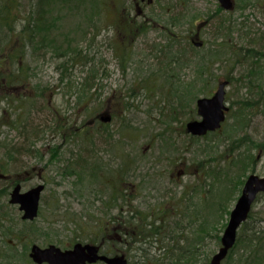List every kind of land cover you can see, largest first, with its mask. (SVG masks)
<instances>
[{"label": "rangeland", "instance_id": "1", "mask_svg": "<svg viewBox=\"0 0 264 264\" xmlns=\"http://www.w3.org/2000/svg\"><path fill=\"white\" fill-rule=\"evenodd\" d=\"M39 1L4 0L0 6V264H33V245L65 250L89 242L98 222L107 219L99 209L109 189L103 164L114 163L115 189L122 176L124 188L136 185L152 196L158 182L153 176L151 186L137 169L123 176L117 168L124 158L130 167L139 158L158 161L162 151L175 159L168 177L187 163L188 174L171 185L176 196L193 186L195 192L191 200L188 193L184 201L179 197L183 209L176 224H166L174 233V243H162L166 256L165 249L159 255L155 239L150 245L143 240L148 260L139 264L175 263L179 247L195 236L202 238L197 264L209 262L242 182L250 174L264 177V154L255 161L264 152V0H233L231 11L216 0H68L70 9L53 0L40 24L30 20L38 16ZM8 9L14 15L5 20ZM145 23L150 26L142 29ZM30 31L36 32L31 39ZM191 36L204 46L193 49ZM202 67L211 79L207 84L200 79ZM94 75L89 98H78L82 82ZM220 81L229 82L221 129L206 138L187 135L186 124L199 119L197 101L210 97ZM107 109L111 121L102 124L99 116ZM55 118L71 128L60 132ZM23 147L26 154L19 153ZM95 157L103 164L93 163ZM145 169L156 174V166ZM17 184L22 192L45 187L31 222L9 203ZM130 200L140 213L155 203ZM120 207L114 205L113 215ZM115 241L111 252H128ZM125 256L129 264L138 262L133 252ZM221 264H264V194Z\"/></svg>", "mask_w": 264, "mask_h": 264}, {"label": "flooded vegetation", "instance_id": "2", "mask_svg": "<svg viewBox=\"0 0 264 264\" xmlns=\"http://www.w3.org/2000/svg\"><path fill=\"white\" fill-rule=\"evenodd\" d=\"M142 2H146L148 3V5H151L153 3L152 0H141ZM218 2V4L220 5V7L224 10V11H231L234 8V1L230 0L232 3V7L229 10H226L225 8H223L221 6V4L219 3L218 0H216ZM191 47L193 49L196 48H202L204 45L202 43L196 42V38L191 36V39L189 40ZM208 72V71H207ZM207 75V73H206ZM204 83L207 84L211 81V79L205 77L203 79ZM208 81V82H207ZM221 82V81H220ZM228 82V81H227ZM229 85V82H228ZM259 85V84H257ZM263 112H261L262 114ZM102 115V114H101ZM106 116H99V120L102 124H108L111 121V117L109 114V110L107 109V111L105 112ZM263 115V114H262ZM110 118V120L108 122H103L102 119L104 118ZM98 118V117H97ZM98 122V120L96 121H92V130L91 133H95L96 131V127L94 126V123ZM81 127L79 128V130L82 128H85V125H83V121L81 123ZM91 126V127H92ZM98 129V128H97ZM212 133H209L205 136H202L200 138H206L207 136H209ZM190 135V134H187ZM191 136V135H190ZM193 137V136H192ZM191 137V138H192ZM194 138V137H193ZM198 138V137H197ZM87 141V140H86ZM255 148H257V146H255ZM256 150V149H255ZM108 151V150H107ZM109 152V151H108ZM110 155H114L113 152H109ZM164 152H160L161 156L160 159L158 161H150V162H144L140 163L139 160H142V158L137 159V161L133 166H129L128 163H130V159L129 161H126V158L122 159V161H119V168L118 171L123 175V176H127V172L128 170H130V173L132 171V173H136L137 171L139 172V174H137V176H143V180H148L147 185H152V179H148L151 178L153 176V179H156L157 184L154 182V185L157 186V190L156 187L154 189H152V196L147 195L145 197L144 192L141 189H136V185H131L133 187L132 190L130 189H126L124 188V183L125 181L122 179L123 177L120 176L119 178V185L117 184V189H115L114 187V164L113 161H111V165L110 162H108V165H104L103 163L100 162L99 159H97L96 157L94 158L93 163H101L103 164V166L106 168V171L103 173V176H107L106 177V186H108V196H107V200L105 202H103L101 204V210L105 211V213L103 214L104 216H107V219L101 222H98V227L96 228V231L92 233V238L89 242H85V243H81V242H77L75 243L71 249H65L62 251H66V250H72L73 247L76 244H81L82 246L84 245H89V246H93L96 249V253L99 256H106L108 258H112V257H122L124 258L128 264H129V257L125 256V254L128 255L129 251L133 252V256H134V260H140L143 258V255H145L147 252L144 249H135L133 250V243H135V241L138 242H142V240H146L147 238H149L151 236V233L147 232L145 233V229L149 228V229H153V228H157V229H162L164 230L165 226L167 227L168 225H166L169 220H170V224L175 225L176 224V220L178 219V215H179V197L176 196V193L174 191V189L177 187L178 183H180L181 179L183 176L187 175V167L186 164L183 161L178 159V161H180V169H177L176 174L172 175L171 177H168V172H170L174 166V164H172V162L175 160L173 155H171L170 157H166L164 154ZM204 155H206L205 153H203ZM264 152L263 150H259L257 153V156L255 158V161L260 159L263 155ZM163 155V156H162ZM113 160V159H112ZM168 162H164L167 161ZM190 161H193V159L191 158ZM202 161H211V158L203 159ZM132 164V165H133ZM178 164V163H176ZM153 165L156 166L157 170H155L156 174H152L150 173V171H154V170H146L145 167ZM108 166V168H107ZM158 166V167H157ZM144 170V173H141V170ZM137 169V171H136ZM150 169H152V166L150 167ZM129 175V172H128ZM100 175L98 174V177ZM133 176H131L132 178ZM167 177V180H166ZM173 177V178H172ZM151 181V183H150ZM176 181V182H175ZM171 185H175L176 187H173ZM44 186V185H43ZM197 187V186H196ZM242 187V184H241ZM119 188V189H118ZM45 189V187H44ZM43 189V191H44ZM185 190H194V186L191 187L190 189H183V192ZM242 191V189H241ZM153 192H155L156 196H153ZM131 198H134V200L136 198H141L140 201H142V204H146L147 201H145V199H147L148 201H153L155 200V203L152 204L151 206L148 207L147 212H141L139 210H137L136 206L131 207ZM197 200H200L199 197H197ZM121 203L122 207L119 208L118 212L116 215H113V210H114V205ZM135 203H137V201H134ZM39 212V209H38ZM31 222V221H30ZM198 221H196L197 223ZM160 227V228H159ZM116 230H119L118 233L120 232V235L122 236L119 237L118 233H115ZM148 235L147 238L144 239L145 236ZM168 232H162L158 235H160L159 237H157L162 243H164L165 241L168 240ZM157 236V235H156ZM134 239H133V238ZM155 237V236H153ZM173 237V235H172ZM114 240H116L115 242L118 243L119 245H121L122 247L126 248V250L128 252H125L124 250L122 251H110V248L113 247L114 245ZM34 246V245H33ZM50 245H48L47 247H49ZM131 246V247H129ZM135 246V245H134ZM45 247V248H47ZM32 248V247H31ZM151 248V247H150ZM150 248L148 247V251L150 252ZM44 249V248H42ZM133 250V251H132ZM163 250V249H162ZM123 252V253H122ZM159 255L161 250H158ZM166 251H164L162 253V255H166ZM158 255V256H159ZM147 257V255H146ZM136 258V259H135ZM31 260V258H30ZM31 262H33L31 260ZM33 264H35L33 262ZM93 264H105L102 261H97Z\"/></svg>", "mask_w": 264, "mask_h": 264}, {"label": "water", "instance_id": "3", "mask_svg": "<svg viewBox=\"0 0 264 264\" xmlns=\"http://www.w3.org/2000/svg\"><path fill=\"white\" fill-rule=\"evenodd\" d=\"M223 8L231 9L230 0H218ZM226 82L219 84L218 90L211 98H202L197 101V114L200 120L190 121L186 124V132L195 137L214 132L224 122L227 108L224 106V88ZM110 118L102 119L108 122ZM44 186L38 185L26 192H22L21 186L17 184L10 193L9 203L19 206L22 213L21 219L33 221L38 215L39 201ZM259 194H264V177L260 178L254 174L248 176L241 194L236 200L228 218V222L220 240V248L211 260L205 264H221L226 258L229 250L234 246L237 232L246 222L252 206ZM29 258L35 264H93L102 261L105 264H128L122 257L108 258L99 256L93 246L76 244L72 250L62 251L54 245L47 248L32 246Z\"/></svg>", "mask_w": 264, "mask_h": 264}, {"label": "trees", "instance_id": "4", "mask_svg": "<svg viewBox=\"0 0 264 264\" xmlns=\"http://www.w3.org/2000/svg\"><path fill=\"white\" fill-rule=\"evenodd\" d=\"M1 1V5L0 6H3L2 4H7V3H4V0L2 1V0H0ZM38 1V0H37ZM98 1H100V0H98ZM50 2H53V0H40L39 1V3H38V6H39V8H40V10L36 13V15H38V16H36V17H34V18H30V20L31 21H33V22H38L39 24L40 23H45L44 21L46 20V17H47V14H48V12H47V10L44 8V6H50L51 4H50ZM106 2L107 1H105L104 3H103V5H102V9H103V6L106 4ZM109 2V1H108ZM60 3V4H59ZM53 4V3H52ZM54 4H56L57 6H58V4H59V7L60 6H66V7H68V9H70L71 7V5L72 4H70L69 2H68V0H54ZM100 4H102V3H100ZM11 5H13V4H11ZM100 7H101V5H100ZM15 7H12V9H14ZM12 13H13V15H14V12L12 11L11 12V9H8V11H7V14L5 15H3V17H5L6 19L5 20H7V19H11L12 17H11V15H12ZM33 15H35V14H33ZM46 26H48V23H47V21H46ZM145 26L147 27V26H150L149 24H147V23H145L144 24V26H142L141 28L143 29V28H145ZM140 28V27H139ZM91 29V28H90ZM138 30V29H137ZM38 31V30H37ZM139 31V30H138ZM134 32L135 31H132L131 33L132 34H134ZM32 35H34V37L36 36V32H31L30 31V39H31V36ZM36 40V39H35ZM44 40L45 39H43V42H41V43H44ZM83 40H86V35H84V37H83V39H82V41ZM44 45V44H43ZM121 53H122V57H121V62H123V61H125V57H124V49H122L121 48ZM75 54H76V56H74V58H79L81 55L79 54V52H76L75 51ZM214 58L215 57H219V55H214L213 56ZM170 61H172V59L170 60ZM83 64H85V62H83ZM202 69H203V73H200V76L202 77V78H200L201 80H202V82L204 83V81H203V79L205 78V77H207V75H206V73H207V68H205V67H202ZM95 75H96V72L94 73ZM95 75L94 76H91L90 78H88L87 79V77L85 78V81H83L82 82V85L81 86H83V91L81 92V93H79V94H77V97L78 98H85L86 100H87V98H89L88 96H87V91L90 89V88H92L93 87V85L95 84L94 83V80H95ZM87 80V81H86ZM5 83V82H4ZM86 92V93H85ZM42 93V92H41ZM57 115V114H56ZM57 117H58V115H57ZM59 118V117H58ZM56 119V121H57V125H56V127L58 128V130L60 131V132H64V131H68L71 127H68V124H66L65 122H63L61 119H58L57 120V118H55ZM36 133H37V131H36ZM30 144H32V143H30ZM27 151H29L28 149H26V148H22L20 151H19V153H22V154H26L27 153ZM197 187H199V186H197ZM200 188V187H199ZM195 189V188H194ZM192 192H195L194 190H190V191H184V192H182L181 193V196H179L180 197V199H182L183 201L185 200V197H186V193H188L187 194V200H188V197H189V200H191V196L193 195L192 194ZM190 194H192L191 196H190ZM197 197H199V196H197ZM192 198H193V196H192ZM180 199H179V209H180V211L183 209V204H181L180 203ZM199 199H200V202H204L205 200L204 199H201V197H199ZM204 205V203L202 204V206L201 207H204L203 206ZM179 211V212H180ZM197 221V220H196ZM196 221H194V224L193 225H195L196 224ZM198 223V222H197ZM247 226V222L243 225V227H246ZM160 228V227H159ZM149 232V233H151V236L149 237V238H147L148 237V235H146L145 234V236H142V237H144V239L145 238H147L146 240H145V242L144 243H148L149 245L151 244V243H153V241H154V239H155V241H156V243H159L160 245V247H155L156 249H158V250H162V249H165V251H166V248H165V246L162 244V242L157 238V237H159L160 235H158V234H160L161 233V231L162 232H168V240L169 241H172V243H174V239H173V237H172V235L174 234L173 232H169V230L167 229V227L165 226V228H164V230H162V229H157V228H153V229H149V228H146L145 229V233H147V232ZM201 231H204L203 229L201 230ZM177 234H179V236L181 237V239L183 238L182 237V234H184L185 233V231H184V229L183 228H178V232H176ZM157 235V236H156ZM153 236H155V237H153ZM174 236V235H173ZM133 238V237H132ZM216 238H219L218 236L216 237ZM134 239V238H133ZM185 240H186V238H184ZM143 241V240H142ZM200 242H202V238L201 237H198V236H195V242L194 243H192V241H190V240H188L187 241V243H186V245H183V246H178L179 247V253L177 254V258H176V260H175V263H171V264H197V258H198V251H199V246L201 245V243ZM135 246L136 245H138L137 247H135V249H142V247H141V244H142V242H138V241H135V243H133ZM178 245V244H177ZM167 249H169V248H167ZM166 256V255H165ZM133 259H134V256L132 257ZM144 260H148V258L146 257V254L145 255H143V258L142 259H140V260H137L138 262L136 263V264H139V261H144ZM160 261H163V260H160ZM160 261H158V260H155V264H158V262H160ZM135 262V261H134ZM132 264H133V262H132ZM160 264V263H159Z\"/></svg>", "mask_w": 264, "mask_h": 264}]
</instances>
